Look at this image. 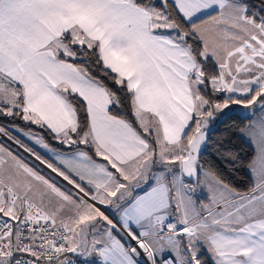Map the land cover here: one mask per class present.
<instances>
[{
  "label": "snow or ice",
  "instance_id": "snow-or-ice-1",
  "mask_svg": "<svg viewBox=\"0 0 264 264\" xmlns=\"http://www.w3.org/2000/svg\"><path fill=\"white\" fill-rule=\"evenodd\" d=\"M0 264H264V0H0Z\"/></svg>",
  "mask_w": 264,
  "mask_h": 264
},
{
  "label": "trees",
  "instance_id": "trees-1",
  "mask_svg": "<svg viewBox=\"0 0 264 264\" xmlns=\"http://www.w3.org/2000/svg\"><path fill=\"white\" fill-rule=\"evenodd\" d=\"M240 121L239 120H237V123H239Z\"/></svg>",
  "mask_w": 264,
  "mask_h": 264
}]
</instances>
